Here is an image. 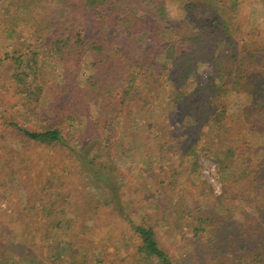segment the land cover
<instances>
[{
	"label": "trees",
	"instance_id": "1",
	"mask_svg": "<svg viewBox=\"0 0 264 264\" xmlns=\"http://www.w3.org/2000/svg\"><path fill=\"white\" fill-rule=\"evenodd\" d=\"M178 1L203 36L194 46L175 41L164 49L168 35L176 33L179 37L189 31L168 27L169 13L161 0H0V30L8 36L11 49L0 60V85L14 89L23 103L20 107L24 111L19 107L17 115L28 125L39 127L29 130L19 120L4 116V132L0 133V264H31L27 258L44 253L49 246L56 254L61 233L85 218V212H79L87 204L81 203V198L72 201L67 195L75 172L82 173L90 184L108 190L124 214L120 187L125 175L118 170L110 172L99 163L102 151L116 146L114 131L110 135L107 124L96 126L95 141H76L78 114L60 107L65 87L61 72L66 65L56 63V58H76L84 71L101 70L104 77L115 79L121 112L138 94L161 90L158 106L162 109L176 101L171 97L179 98L185 128H198L196 133L217 162L223 181L241 159L253 153V140L260 141L264 150V0L261 17L252 0ZM131 12L147 17L132 19ZM243 17L249 23L247 44L239 38ZM134 22H139V28ZM242 45L248 52L237 64L240 81L233 86L245 99L240 110L246 116L245 123L239 131L233 126L225 90L209 79L207 86L198 85L188 72L198 54L219 55L226 64ZM160 56L161 64L157 60ZM129 65L138 66V75L126 71ZM55 80L58 83H53ZM88 86L83 88V98L99 87L98 79L90 76ZM48 90H54L56 96L52 111L44 108L49 105ZM42 109L47 115L44 120ZM158 115L161 117V112ZM131 135L133 145L126 155L134 163L141 158L144 171L149 173L153 162L136 147L137 137ZM17 136H22L21 142L27 146L57 155L59 161L49 163L47 179L33 175V155L17 145ZM87 147L90 151H85ZM65 163L75 172L62 166ZM261 163L264 167V155ZM256 185L255 189L264 191V180ZM255 200L263 204L264 192ZM72 206L76 214L70 219ZM123 228L98 229L106 236L105 247L135 239L134 264H176L145 223L127 214ZM259 264H264V259Z\"/></svg>",
	"mask_w": 264,
	"mask_h": 264
},
{
	"label": "rangeland",
	"instance_id": "2",
	"mask_svg": "<svg viewBox=\"0 0 264 264\" xmlns=\"http://www.w3.org/2000/svg\"><path fill=\"white\" fill-rule=\"evenodd\" d=\"M161 4L168 10L169 28L189 31L179 37L176 33L168 35L164 49L175 41L184 46L196 45L202 39V32L199 26L193 25L190 14L182 10L179 1L161 0ZM262 4V0H252L253 7L259 12L258 17L262 14ZM119 12L116 11L117 14ZM130 14L132 19L147 17L146 14ZM134 24L137 27L139 22ZM240 30L239 38L249 43L246 17L241 20ZM9 48L8 36L0 30V60L11 52ZM240 48L226 64L219 55L198 54L188 72L190 76H195L193 78L198 85H206L209 79L211 84L225 90L224 97L232 110L233 126L239 131L245 123L246 116L240 112L245 99L233 86H236L238 79L240 81L237 64L248 52L245 45ZM157 60L161 64V56ZM55 61L66 65V70L61 72L65 87L59 104L61 108L78 114V121L74 125L76 141H95L96 126L107 124L106 131L110 135L114 131L116 146L112 150L102 151L99 163L110 172L118 170L125 175L120 187L124 214L117 209L108 190L90 184L82 173L75 172L65 163L62 166L75 172L67 195L72 201L81 198V203L87 204L79 212H85V218L79 220L72 230L65 229L61 233L56 254L49 246L44 253L29 256V263L99 264L100 261L101 264H134L135 239L105 247L103 240H106V236L101 230L98 231L102 227H107V231H114L116 226L124 229L127 214L156 233L176 264H259L264 259V203H255V198L264 192L255 189L256 183L264 180L261 163L264 150L260 141L253 140V153L241 159L227 180L223 181L217 162L196 133L198 128H185L179 98L171 97L176 101L162 109L158 106V98L163 95L161 90L157 94H138L121 112L119 87L115 79L104 77L101 70L84 71L76 58H56ZM11 64L16 65L14 62ZM137 68L136 65H129L126 71L137 74ZM90 76L98 79L99 87L93 88L90 95L83 98V88L89 87ZM53 83H58V80ZM49 90L46 99L49 105L44 102V108L52 111L56 96L54 90ZM20 106L23 103H20L15 90L10 87L3 89L0 85V113L3 115L0 114L1 134L4 132L5 117L19 120L29 130H39L37 125H28L19 117L21 115H17L16 110ZM160 112L161 117L158 115ZM46 116L42 109L43 120ZM131 133L137 137L136 147L144 150L141 152L153 162L149 173L144 171L141 158L134 163L126 155L127 149L133 145V140H129ZM22 139V136H17L15 140L17 145L33 155V175L38 179H47L50 175L49 163L59 161L57 155L40 150L42 148L27 146L21 142ZM90 148H85V151H90ZM60 169L56 170L59 172ZM112 176L115 177V174ZM106 200L113 203L107 204ZM75 210L76 207L72 206L70 219L76 214ZM97 257L99 261H96Z\"/></svg>",
	"mask_w": 264,
	"mask_h": 264
}]
</instances>
